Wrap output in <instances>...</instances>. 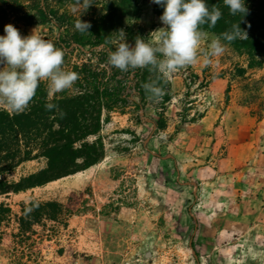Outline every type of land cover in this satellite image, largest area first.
<instances>
[{"label":"rangeland","instance_id":"rangeland-1","mask_svg":"<svg viewBox=\"0 0 264 264\" xmlns=\"http://www.w3.org/2000/svg\"><path fill=\"white\" fill-rule=\"evenodd\" d=\"M120 5L93 0L85 10L76 0H0V35L7 24L21 35L35 29L64 51L65 70L104 61L115 71L107 45L80 46L75 35L94 41L99 29L111 40L123 29L134 44L133 30L155 44L164 27L150 1L125 17ZM50 10L57 13L50 24L24 21ZM79 18L91 23L89 32L75 29ZM205 33L197 62L162 77L167 103L140 101L135 69L114 77L124 96L103 110L100 132L88 139L102 147L98 163L0 193V264H264V55L253 60L224 42L225 52L205 64L217 37ZM39 86L47 91V82ZM78 90L75 82L49 101ZM20 146L15 162L25 158ZM31 149L30 160L0 182L19 183L47 168L39 147Z\"/></svg>","mask_w":264,"mask_h":264},{"label":"trees","instance_id":"trees-1","mask_svg":"<svg viewBox=\"0 0 264 264\" xmlns=\"http://www.w3.org/2000/svg\"><path fill=\"white\" fill-rule=\"evenodd\" d=\"M120 1L122 17L138 13L137 5L140 0ZM148 1L152 3L155 13L161 16L164 8L153 3L152 0ZM207 3L209 7L213 5L218 7L222 16L215 27L201 26L204 32H210L219 37L221 33L230 31L233 24L239 23L240 28L247 32V39H237L228 44L237 50L245 51L253 60L257 55H264V0H245L248 11L244 16L239 13L235 16L231 15L223 0H207ZM56 18L57 13L50 10V12L40 11L38 20L36 16L30 14L24 17V21L29 26L37 22L40 25H46ZM128 34L131 36V42L134 43L137 36L133 30H129ZM80 35L77 34L74 38V42L80 46L105 44L108 40L99 29L94 34V41L84 39ZM104 63L106 62L85 64L81 70L78 67L75 68L78 74L76 83L79 85V90L74 96L62 101L53 100L51 103L56 106L59 104V110H56L57 107L51 111L46 109V103L50 102L48 93L40 86L34 97L39 100L36 107L21 113L0 108V176L11 172L21 162L30 160L33 146L39 147L40 154L48 161L45 170L23 178L19 183L9 185L6 182H0V193H6L9 190L18 192L24 188L39 186L55 178L75 173L79 169H87L102 159L103 151L100 144H90L88 139L100 132L103 110L113 111L117 107L115 105H117L118 97L124 96L121 88L122 81L114 78L121 70L115 68L114 71V68L107 67ZM135 72L137 97L141 102L162 100L163 103H167L171 100L170 95L165 92L162 76L157 71L150 68H137ZM151 82H156L163 88L162 98L156 99L150 93H146L143 85ZM125 107L126 105L121 109L124 110ZM158 124L160 128L165 127L163 117ZM21 142L27 149L24 152L25 158L15 162L22 154ZM0 210L6 211L4 206H0Z\"/></svg>","mask_w":264,"mask_h":264},{"label":"clouds","instance_id":"clouds-1","mask_svg":"<svg viewBox=\"0 0 264 264\" xmlns=\"http://www.w3.org/2000/svg\"><path fill=\"white\" fill-rule=\"evenodd\" d=\"M152 2L164 8L160 16L164 27L158 30L157 42L149 43L137 36L134 44H130L126 32L120 29L115 32V38L105 41V45H110L107 58L111 66L122 72L150 68L167 78L179 68L197 62L201 41L206 36L201 26L215 27L222 12L215 5L209 7L207 0ZM223 3L233 16L237 13L244 16L248 11L245 0H223ZM76 4L87 10L93 0H76ZM77 10V7L72 9L73 12ZM74 27L86 33L91 23L79 18ZM4 33L0 35V108L15 113L25 111L41 82H47L49 100L57 93L73 88L78 74L64 69V51L61 48L41 37L35 29L28 35H21L16 27L7 24ZM237 39H247V32L240 28L239 23L211 40L204 63L210 64L212 57L225 52L224 42L231 43ZM143 87L156 99L164 95L163 88L156 82L145 83ZM45 107L51 111L57 106L49 102ZM32 210V207L26 208L25 214Z\"/></svg>","mask_w":264,"mask_h":264}]
</instances>
